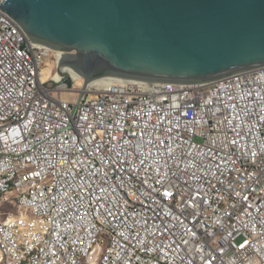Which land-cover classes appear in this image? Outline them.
<instances>
[{"label": "built area", "instance_id": "1", "mask_svg": "<svg viewBox=\"0 0 264 264\" xmlns=\"http://www.w3.org/2000/svg\"><path fill=\"white\" fill-rule=\"evenodd\" d=\"M51 55L0 9V264H264V67L70 99Z\"/></svg>", "mask_w": 264, "mask_h": 264}, {"label": "water", "instance_id": "2", "mask_svg": "<svg viewBox=\"0 0 264 264\" xmlns=\"http://www.w3.org/2000/svg\"><path fill=\"white\" fill-rule=\"evenodd\" d=\"M58 72L200 85L264 67V0H6ZM82 98V97H81Z\"/></svg>", "mask_w": 264, "mask_h": 264}, {"label": "rangeland", "instance_id": "3", "mask_svg": "<svg viewBox=\"0 0 264 264\" xmlns=\"http://www.w3.org/2000/svg\"><path fill=\"white\" fill-rule=\"evenodd\" d=\"M46 62L48 63L46 68H48L49 64L52 66L51 76L54 74L58 78V80H61V81H55L52 80V77L50 78L51 86L53 87L55 93L59 97L80 99L82 96H84L85 98H89L90 96L96 94L95 92L93 93L92 91L90 92L91 89L88 90L85 88L84 86L85 80L83 78L80 79L78 76L71 77L69 74L66 75L61 72H58V68H57L58 59L53 52L50 58L46 59ZM96 92H98V90H96Z\"/></svg>", "mask_w": 264, "mask_h": 264}, {"label": "bare ground", "instance_id": "4", "mask_svg": "<svg viewBox=\"0 0 264 264\" xmlns=\"http://www.w3.org/2000/svg\"><path fill=\"white\" fill-rule=\"evenodd\" d=\"M47 50H50L54 53V55L57 56V59L59 60L60 59V54L62 55H65L66 53L60 51V50H52V49H47ZM53 57V56H52ZM53 61V60H52ZM47 62H45L44 66H42V63H41V69H42V72L39 76L40 78V82L41 83H44L46 80L50 79L52 77V80H55V81H61V80H58V78L53 74L51 76V70H52V66L49 64L48 65V68L47 67ZM55 65V64H54ZM59 66V62L57 63V68ZM64 70L67 72V74H69L71 77H74V76H78L80 79L83 78L82 76H79L67 69L64 68ZM84 79V78H83ZM124 81V82H137V81H129V80H124V79H120V78H114V77H107V78H97L95 79L90 85H87L86 89H91L90 92L92 91L96 93V90L99 91H102L103 89H105L106 87L109 86L110 83L112 82H115V81ZM214 83V82H213ZM75 84V83H74ZM84 85H85V81H84ZM94 96V95H93Z\"/></svg>", "mask_w": 264, "mask_h": 264}]
</instances>
